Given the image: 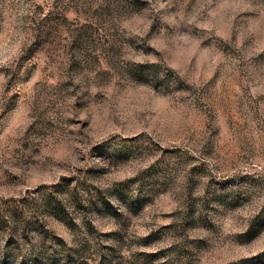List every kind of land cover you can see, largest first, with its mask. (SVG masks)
<instances>
[{"label": "rangeland", "instance_id": "1", "mask_svg": "<svg viewBox=\"0 0 264 264\" xmlns=\"http://www.w3.org/2000/svg\"><path fill=\"white\" fill-rule=\"evenodd\" d=\"M1 212L0 264H264V0H0Z\"/></svg>", "mask_w": 264, "mask_h": 264}, {"label": "trees", "instance_id": "2", "mask_svg": "<svg viewBox=\"0 0 264 264\" xmlns=\"http://www.w3.org/2000/svg\"><path fill=\"white\" fill-rule=\"evenodd\" d=\"M25 206H20L18 211H14L11 214L15 215V218L22 219L25 214ZM4 214V216H3ZM8 213H0V224L7 228L9 225L11 232H17L19 228H21L22 223L19 221L15 223H10ZM23 226H26V229H34L33 223H25ZM43 233V232H42ZM14 246V248L12 247ZM22 243L18 240L16 236H13L8 243L7 249L2 252L4 258H9L10 254L19 257L22 262H26L28 258L32 259L37 264H59V260L53 254L50 255L51 249L47 247V244L44 246H40V248H31L30 254L26 255L22 253ZM20 247V248H19ZM13 248V249H12ZM10 249V250H9ZM15 252V254H14ZM17 253V254H16ZM17 255V256H16ZM5 264H11L9 261H5ZM14 264V263H13Z\"/></svg>", "mask_w": 264, "mask_h": 264}]
</instances>
